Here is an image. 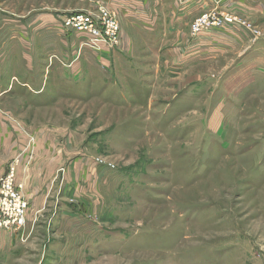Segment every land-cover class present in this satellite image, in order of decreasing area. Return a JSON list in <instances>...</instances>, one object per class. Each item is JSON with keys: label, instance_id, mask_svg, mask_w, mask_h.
<instances>
[{"label": "rangeland", "instance_id": "374dc122", "mask_svg": "<svg viewBox=\"0 0 264 264\" xmlns=\"http://www.w3.org/2000/svg\"><path fill=\"white\" fill-rule=\"evenodd\" d=\"M232 1L189 14L185 57L153 58L135 41L123 57L92 47L62 24L77 11L0 0V112L30 145L49 137L59 164L0 264H264V16ZM213 13L259 33L239 22L193 34ZM163 27L152 44L167 45ZM147 58L168 70L121 77Z\"/></svg>", "mask_w": 264, "mask_h": 264}, {"label": "crops", "instance_id": "0c3cea01", "mask_svg": "<svg viewBox=\"0 0 264 264\" xmlns=\"http://www.w3.org/2000/svg\"><path fill=\"white\" fill-rule=\"evenodd\" d=\"M44 5L42 8L51 9V15L53 11L63 9L74 12V11H94L99 6H105L115 11L122 27V40L124 41H135L137 44L136 55H144L147 52L151 53L150 56L154 57H185L187 55L186 47L180 48V40L186 39L187 34V20L190 13L193 10L202 12L205 4H210L215 7L217 0H42ZM231 1V0H228ZM245 1V0H244ZM234 3H240L237 0L232 1ZM253 9L257 10L259 14L264 16V0H246ZM201 14V13H200ZM199 14V15H200ZM54 17L50 20L53 21ZM162 25V26H161ZM163 25H168L169 30V41L166 44H152L151 40L161 38L165 40L162 35L165 29ZM162 28L157 30L158 28ZM161 35V36H160ZM141 42L146 52L140 51L138 42ZM178 42L175 43L174 42ZM122 44V43H121ZM120 47V46H119ZM167 47V52H164ZM120 51L116 52L118 57H123L122 46ZM107 48L104 49V51ZM95 54L96 52L93 50ZM102 53H99L101 55ZM106 54V53H105ZM147 58L143 59L142 63L137 65L124 66L120 68V72L130 73L129 77L126 74L122 75V78H133L134 72L150 73L160 72L164 68L168 70V65L160 62L157 59ZM185 60V59H184ZM174 66H185L180 60L175 63ZM78 69V68H77ZM80 70V69H78ZM81 71V70H80ZM90 71H94L93 76L102 77L100 73L103 71L96 67H92ZM100 72V73H95ZM95 75V76H94ZM91 77V79H92ZM140 81L135 82L142 84V80L145 79L142 74L139 75ZM149 84L151 81H147ZM106 80V79H105ZM122 89H126L124 81H121ZM131 85L134 82L131 81ZM153 83V82H152ZM151 83V85H153ZM152 88V87H151ZM134 92V91H133ZM136 93L134 92V95ZM153 95V93H152ZM152 102V100H150ZM17 117V116H16ZM23 119V118H22ZM18 117V120H22ZM9 115L0 112V178L7 172L9 165L15 158H19L20 162L17 168L18 183L22 184V191L28 199L30 206L31 215L40 214L43 210V203L47 199V195L50 192L51 186L57 185L54 183V176L58 172V160L52 159V154L48 150L51 148V139L49 137L44 140L39 135L37 141L30 145V139L25 133L21 132L14 123L11 122ZM48 135V134H47ZM71 178L69 179L68 174L65 177L63 186L62 198H72L74 196L73 187V175L74 170L71 168L69 171ZM28 218V215H27ZM20 231V230H19ZM14 230L0 229V248L8 249L13 242L12 236L16 235Z\"/></svg>", "mask_w": 264, "mask_h": 264}, {"label": "built area", "instance_id": "2783aa9c", "mask_svg": "<svg viewBox=\"0 0 264 264\" xmlns=\"http://www.w3.org/2000/svg\"><path fill=\"white\" fill-rule=\"evenodd\" d=\"M242 22L248 29L250 24L240 21L228 14H206L196 18L191 25L193 34L202 32L210 25H222ZM62 24L67 30L83 32L88 35L89 43L97 49H115L121 43V25L115 13L110 8L99 6L94 11H77L62 17ZM256 32V33H255ZM20 159L11 162L7 172L0 178V228L6 230H21L27 222L30 203L24 195L22 184L17 180V168Z\"/></svg>", "mask_w": 264, "mask_h": 264}]
</instances>
